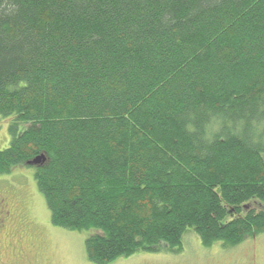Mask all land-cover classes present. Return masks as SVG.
<instances>
[{"label": "trees", "instance_id": "obj_1", "mask_svg": "<svg viewBox=\"0 0 264 264\" xmlns=\"http://www.w3.org/2000/svg\"><path fill=\"white\" fill-rule=\"evenodd\" d=\"M0 175L34 168L88 261L264 233V0H0Z\"/></svg>", "mask_w": 264, "mask_h": 264}, {"label": "rangeland", "instance_id": "obj_2", "mask_svg": "<svg viewBox=\"0 0 264 264\" xmlns=\"http://www.w3.org/2000/svg\"><path fill=\"white\" fill-rule=\"evenodd\" d=\"M9 121L0 117V149L8 147L11 141L8 131ZM8 185L17 188L26 186L29 195L27 205L30 209L25 213L27 224L31 222L33 227L35 220L45 230L43 236L46 261L43 258V262L94 264L85 256L84 243L88 231L68 230L51 223L45 197L34 177V168L22 165L10 174L0 175V190ZM111 264H264V233L247 239L231 249H225L220 245L205 247L194 234H188L177 251L145 252L119 258Z\"/></svg>", "mask_w": 264, "mask_h": 264}, {"label": "flooded vegetation", "instance_id": "obj_3", "mask_svg": "<svg viewBox=\"0 0 264 264\" xmlns=\"http://www.w3.org/2000/svg\"><path fill=\"white\" fill-rule=\"evenodd\" d=\"M18 187L0 190V264H49L43 262L45 230L35 220L27 224L29 195L26 186Z\"/></svg>", "mask_w": 264, "mask_h": 264}]
</instances>
